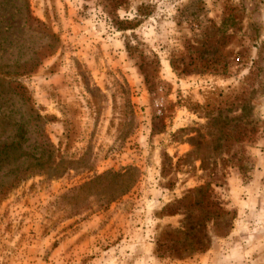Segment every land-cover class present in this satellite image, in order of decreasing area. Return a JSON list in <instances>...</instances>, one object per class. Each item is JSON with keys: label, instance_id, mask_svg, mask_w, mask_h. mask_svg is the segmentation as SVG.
<instances>
[{"label": "rangeland", "instance_id": "rangeland-1", "mask_svg": "<svg viewBox=\"0 0 264 264\" xmlns=\"http://www.w3.org/2000/svg\"><path fill=\"white\" fill-rule=\"evenodd\" d=\"M0 264H264V0H0Z\"/></svg>", "mask_w": 264, "mask_h": 264}]
</instances>
